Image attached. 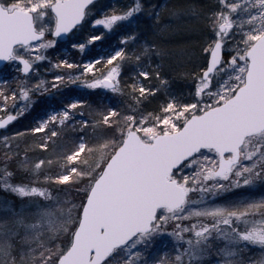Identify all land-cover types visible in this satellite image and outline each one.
Here are the masks:
<instances>
[{"label": "snow or ice", "instance_id": "1", "mask_svg": "<svg viewBox=\"0 0 264 264\" xmlns=\"http://www.w3.org/2000/svg\"><path fill=\"white\" fill-rule=\"evenodd\" d=\"M165 7L0 0V264H264V0Z\"/></svg>", "mask_w": 264, "mask_h": 264}, {"label": "rangeland", "instance_id": "2", "mask_svg": "<svg viewBox=\"0 0 264 264\" xmlns=\"http://www.w3.org/2000/svg\"><path fill=\"white\" fill-rule=\"evenodd\" d=\"M168 1L169 0H152V2L149 1V3H154L156 5L157 10H160L161 7L165 6ZM174 2H175V0L170 1L166 5L165 10L162 12L161 21H160L161 31H159V33H158L159 38H160L161 42L163 44H166V45H171L174 43H190L195 39L194 34H190V33L172 34V28L177 26V25L182 24L181 20H178L177 18L171 16L169 14V11L167 10L168 8H170V6ZM165 25H168L169 27L165 28L164 27ZM176 84L177 83H174V80H173L172 87ZM73 89L77 90L75 87H73ZM77 91L79 93L74 94V95H80L82 98H86V99L90 98V99L96 101L97 103H108L109 101L104 102L105 98H108L110 100H114L110 94H105V93H101V92H91V90H88V89H81V90H77ZM90 92H91V95H89ZM45 103H52V101H47ZM42 107H43V105H38L37 111H39L40 108H42ZM26 117H28V120L25 122V125L29 124L31 121V116H26ZM23 122H24V118L18 120L16 123H14L12 125V127L19 129V128L23 127Z\"/></svg>", "mask_w": 264, "mask_h": 264}, {"label": "trees", "instance_id": "3", "mask_svg": "<svg viewBox=\"0 0 264 264\" xmlns=\"http://www.w3.org/2000/svg\"><path fill=\"white\" fill-rule=\"evenodd\" d=\"M150 2H152V0H149ZM170 1H172V0H169L167 3H166V5L170 2ZM104 2L105 3H107L108 2V0H104ZM165 5V6H166ZM174 83H177L176 85H174L173 86V88L175 89V90H177V91H182V90H184L185 89V87H186V85H185V83L183 82V81H181V80H179V79H176V80H174ZM77 93H79L77 90H75V89H71V94H77ZM107 101H109L108 103H114L115 101L114 100H110V99H108V98H105V100H104V102H107ZM45 102H47V101H45ZM52 103H55V100H52ZM38 107V106H37ZM28 120V117H26V118H24V122H23V126L25 125V122ZM16 123V122H15ZM22 125V124H21Z\"/></svg>", "mask_w": 264, "mask_h": 264}]
</instances>
